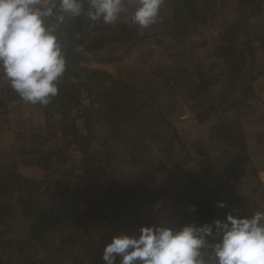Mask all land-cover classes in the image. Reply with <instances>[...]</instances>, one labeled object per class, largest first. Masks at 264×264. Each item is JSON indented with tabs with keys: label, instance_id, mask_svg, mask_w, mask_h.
<instances>
[{
	"label": "trees",
	"instance_id": "1",
	"mask_svg": "<svg viewBox=\"0 0 264 264\" xmlns=\"http://www.w3.org/2000/svg\"><path fill=\"white\" fill-rule=\"evenodd\" d=\"M130 1L124 0V3ZM227 3L228 0H164L160 12V16L164 15L161 21L164 31L160 34L170 38L169 43L174 51L166 56L169 59L167 63L142 69L143 73L145 71L153 78H156L154 76L159 70L168 73L169 79L175 78L172 82L167 79V84L171 83L172 88L180 76L184 81L190 80L186 83L192 86H188L184 96L192 101L194 122L204 123L210 117L220 118L213 126V132L220 136L218 142H227V147L223 145L213 149L209 138L202 137V141H195L194 144H200L202 149L196 158L192 156L191 149L185 147L179 130L166 111L162 109L155 122L144 120L146 113L139 112V104L148 103L146 92L142 93L141 89L109 71L85 65L91 61H118L120 55L123 58L127 51L136 50L148 39L143 29L131 21L112 26L102 20H90L89 0H83L81 15H68L64 23H59L60 15L57 12L45 18L46 26L53 27L66 59L67 68L58 84V95L46 106L26 103L0 74V131L11 124L14 113L22 112V108H34L43 116L40 128L35 126L30 129L28 136H24L23 145L11 152L9 160L0 155V238L4 247L7 245L5 243L16 245L19 251L15 257L16 264L25 262L21 250L26 245H29L25 254L29 258L25 262L27 264H46L47 261L48 264L99 263L102 260L99 249L91 241L87 242L86 238L100 225L104 227L118 219L116 215L120 214L115 212L113 195L110 194L117 186L126 192L127 208L124 213L130 214V224L121 227L119 232L129 234L142 226L145 217L157 220V224L175 228L189 223L203 226L219 219L222 208L211 201L213 191L219 193L218 197L229 209L228 213L249 217L255 213L247 195L234 190V186L242 178L256 173L257 168L248 148L244 147L242 151L234 148L240 145L239 141L244 137H229L228 130H234V123L239 118L227 115L224 108L228 109L226 106L230 105V108L243 109L247 107L246 94L256 95L253 74L261 73V67L264 69V29L256 33L253 20L263 16L264 0H238L237 7L246 9L244 17L235 24L226 22L221 14ZM211 29L217 33L214 44L218 43L219 57H222V64L227 69L221 70L212 80L208 70L214 69L220 61L207 66L209 55L201 56L198 53V49L208 40L204 35ZM241 35L245 38L240 42L237 36ZM238 52L243 59L251 58L248 62L249 74L245 68L241 69L238 65L236 68V64L232 66ZM220 76L226 77L228 82L239 79V83L233 84V91L228 94L218 92L221 104L215 108L216 101L212 98L216 89H212V86ZM202 96H210V100L204 101ZM138 100L139 103H135ZM242 115L244 113L240 112ZM156 124L161 131L154 128ZM101 126L104 129L99 133ZM118 136L122 140L116 144ZM101 138H104V147L100 151L95 150L93 142ZM51 140L54 141L48 144ZM168 141L172 148H178L176 153H180V159L190 157L201 165L197 176L189 177L187 181L185 179L179 186L157 181V178H145L141 169L135 176L136 180L126 182L114 179L113 174L118 169L109 165L119 146L124 145L126 155L129 154L127 161L132 159V168L138 171L135 161L142 159L148 147L158 144L164 150ZM129 147L134 149L135 155L130 156ZM74 152H78L82 159L78 168L80 171L73 167L62 169L61 165ZM16 157L20 158L22 164L39 166L44 171L43 175L40 178L25 177L19 171ZM218 158L228 160L217 165ZM168 159L173 165H178L179 159L175 155ZM158 162L163 167L167 165L165 161ZM181 168L178 165L173 172ZM194 171L193 168L192 173ZM124 185L125 188L122 187ZM175 194L181 209H174L169 218L167 214H158L160 209L156 212L146 210V202H162L163 198ZM193 205L194 211L191 210ZM112 214L115 215L108 217ZM10 227L15 230L13 234L9 231ZM70 234L78 236L70 239ZM90 239H93V235ZM216 239L218 237L215 235L208 237L210 243ZM76 245H79L77 250ZM74 252L77 258H72ZM202 252L206 253L205 259H209L211 249L205 248ZM15 259H7L3 264H12L11 261Z\"/></svg>",
	"mask_w": 264,
	"mask_h": 264
},
{
	"label": "rangeland",
	"instance_id": "2",
	"mask_svg": "<svg viewBox=\"0 0 264 264\" xmlns=\"http://www.w3.org/2000/svg\"><path fill=\"white\" fill-rule=\"evenodd\" d=\"M48 4H51L53 0H46ZM238 0H228V3L224 7V9L221 11L222 16L226 20V22L235 24L236 21L244 17L245 9L241 8L239 9ZM250 6V4H249ZM136 7V0H131L128 3H124V11L121 13V15L118 17L117 21L113 24H110L112 26H116L122 22H129L131 21V14L134 11ZM248 7V6H247ZM57 12V15L60 16L63 15V20L59 21V23H64L68 15L62 14L59 11L58 3L57 7L54 10V14ZM167 16V15H166ZM164 15L161 14L159 16L160 22L155 23L149 28L143 29L145 33L148 34L147 41L139 46L136 50H131L130 52L127 51L126 54H124V57L121 58V55L118 59V61L114 62H107V61H91L89 63H86L87 66H93L98 67L100 69L109 71L113 73V75L125 79L131 84H133L138 89L142 90V93L148 94V103L147 102H141L139 104V112L141 114L146 113L144 116V120L146 122L151 121L155 122L157 121V118L159 116L158 113L162 112V109L166 111L167 115L170 116L172 123L174 124L175 128L179 130L181 135V140L185 144V147H189L191 149L190 152H192V156L194 158L199 157L200 153L202 152L200 144H197L196 146L195 141L199 142L202 141V137L209 138L210 142L213 144V149H217L219 147H222L225 145L227 147L226 141H221L213 132V126L220 121V118L216 117H210L208 118L204 123H197L194 122V108L192 106V101L187 99L185 94H187L186 89L188 86H192V84H187L186 82L190 80L184 81L182 76L179 77L178 81L175 83V86L172 88L171 83L167 84V79H169V74L162 73L160 70L156 72L157 75H153L156 78L149 77L147 73L144 71L142 72V69L146 67H151V65H162L163 63H167L169 59L166 58L167 55L171 54L174 51V47L169 43L170 38L165 35H161L160 32L164 31V25L163 20ZM254 31L256 33H260L261 30L264 29V14L263 16H257L254 20ZM214 25V24H213ZM212 25V27H213ZM219 27V26H218ZM221 27V26H220ZM217 33L214 32V30L207 31V33L204 35L207 37V42L205 45L198 49V53L202 56L209 55L207 59V66H210L211 63L216 62L217 60L220 61L218 64L215 65V68H209L208 74L210 79L216 78L217 74L222 70H227L224 68V64H222V57H219V50L218 43L214 44V39H216ZM245 38L243 35L241 37L237 36L238 41H242V39ZM161 39L162 41H159ZM249 51V50H248ZM114 54V53H113ZM120 54V53H119ZM107 55V54H105ZM115 55V54H114ZM109 57V56H106ZM236 59L233 60L232 66L234 64L237 68V65L241 67V69L249 70L248 74L250 72V69L248 68V62L251 60L250 57H247L245 59L240 57L239 52L237 53ZM247 65V66H246ZM231 66V67H232ZM246 66V67H245ZM157 67V66H156ZM264 69L261 67L259 74H253L255 78L253 79V84L256 90V95L253 97L251 94H246L247 99V107L243 109L237 108H230V105H227L228 109L225 112L227 115L236 116L239 118V120H236L234 123V130L229 131V137L233 138L234 136L236 138L243 136L244 139L240 140L239 146H234L235 149L243 150L242 148H248L249 156L252 157V162L255 164L257 171L256 173H253L251 176H247L239 180V183L237 186H234V190L239 191L241 194L247 195L250 203L253 206V213L256 211H264V74H262V71ZM211 74H210V73ZM234 76L236 75V72L233 71ZM224 76V75H223ZM220 76L219 80H217V83L212 86V89H216L213 93V100H215L214 107L219 108L218 105L221 104L219 101V94L224 93L228 94L233 91V84L239 83V79H232V81L225 80L226 77ZM237 78V77H236ZM175 78L170 77L169 81L174 80ZM187 79H190L188 77ZM227 79V78H226ZM186 83V84H185ZM191 83V82H190ZM173 86V84H172ZM220 92V93H218ZM238 92V91H236ZM191 94V92H190ZM204 101L210 100V96H202ZM202 99V100H203ZM150 101V102H149ZM135 103H139V100ZM22 112L14 113V118H12L11 124L6 125L7 128L0 131V155L2 158L9 160L11 156V152L24 143V136H28L27 133L30 131L31 128L35 127L40 128L42 125L41 121L43 120V116L41 113L36 112L34 108L28 109V108H22ZM240 112H243L244 115L240 116ZM12 115V114H11ZM16 115V116H15ZM239 115V116H238ZM160 117V116H159ZM227 117V116H225ZM242 122V123H241ZM154 127L157 131H161L159 128V125H155ZM103 127H99V133L103 131ZM128 136L127 138L129 139ZM217 137V138H216ZM119 138V136H118ZM104 138L99 139L98 141L93 142L94 143V149L95 150H102L104 145L102 144ZM122 140L119 138L116 142V144H119V141ZM54 140H51L49 143H52ZM29 141L27 142V144ZM202 143V142H201ZM26 144V143H25ZM47 144V145H48ZM140 144V142H139ZM156 144V142H155ZM170 141L168 143H165L164 150H161L157 145L151 144L150 148L149 145L146 143L145 145H148L147 152H145L144 156L140 160H136V164H138L137 167H139L138 171L137 168L133 167V161L128 159L129 154L126 155V152L124 150V145L119 146L118 151L113 154L112 159L110 161L111 165L110 168H117L118 172L116 174H113L115 177L114 179H120L121 181L126 180V182H129V180H136L135 176L140 171V169L143 171L145 178L151 177V178H157V181H167L170 182L172 186H175L178 184L181 185L184 183L185 179L187 181V178L192 176H197V173L200 171V166L198 165L194 159L187 157L184 159H180L181 156L180 153H176L178 148H172L170 145ZM229 146V145H228ZM128 147V146H127ZM126 150H129L127 149ZM130 148V156L135 155L134 149L132 147ZM146 149V148H145ZM216 151V150H215ZM214 151V152H215ZM78 152H74V155L71 156V158L67 161H65L61 167H73L77 169V171H80L79 165L82 164V159L80 157V154H77ZM219 153V152H218ZM172 155H175L178 157L179 161L177 162L178 165L182 168L180 170H177L176 172H173L175 168L178 167V165H173V163L169 162L168 157H172ZM153 157V159H151ZM202 158V157H201ZM160 161H165L167 165L163 167L159 163ZM224 160H228L224 159ZM221 159H217V165L222 164L223 162H226ZM18 161L19 164V171L25 176V177H32V178H40L44 171L39 166H36L35 164L27 165L22 164L20 162V158L16 157V162ZM194 168V172L192 173V170ZM179 169V168H178ZM199 176V175H198ZM199 178V177H198ZM231 182V181H230ZM123 184V183H122ZM119 186L112 189L111 193L113 195L112 202L115 204L116 211L120 215L118 216V219L113 220L110 224L102 227L100 225L98 228L95 229V231L90 234L86 240L87 242L91 241V244L94 245V247H97L99 249L98 253L102 255L103 248L107 243L111 241V238L120 233V229L123 226H127L130 223L128 222V218L130 217L129 213H124L125 208H127V200L125 198L126 192L123 191V189H119ZM123 188L126 187V185L122 186ZM219 193L216 191H213L211 194V201L216 205L218 201H222L221 198L218 197ZM139 202V200H138ZM134 202H132L133 204ZM136 203V202H135ZM141 203V202H140ZM132 204H130L132 206ZM146 210L150 209L154 212L159 211L158 214L164 216L167 214L166 217H170L169 214H171L174 209H181L180 206H178V197L177 194L171 195L169 197L163 198L162 202H146ZM226 206V205H225ZM161 208L163 210H161ZM145 210V209H144ZM156 210V211H155ZM229 209L226 207H223L220 209L218 218L220 220H224L226 215L228 213ZM88 214H90L88 212ZM115 214L109 215L108 217L114 216ZM153 221V222H152ZM153 223L157 224V220H152L151 217H145L143 220L144 225H152ZM135 224V222L133 223ZM7 227L6 225H3ZM2 227V230H4V227ZM9 229L10 233H14V229L10 227ZM137 229V228H135ZM19 231H23L22 229H19ZM139 231V228L137 231L135 230L132 234H137ZM93 235V239H90ZM71 237L78 236L77 234H70ZM68 237V236H67ZM0 238V264H3L4 261H7V259H15L16 255L18 254V250L16 248V245H11L9 243L6 247L2 244L3 240ZM70 241V240H69ZM24 246V245H22ZM79 245H76L75 250H77V247ZM29 248V245L25 246V249L21 250V256H23V260L25 262L28 261V257H25L26 250ZM12 251V252H11ZM43 253H46L45 250H43ZM76 252L72 254V258H77ZM27 258V260H26ZM3 259V260H2ZM19 262V264H27V263ZM12 264H16L15 261H11ZM49 263H52L50 261ZM7 264V263H4ZM48 264V261L46 262ZM94 264H96L94 262ZM97 264H104L103 260H100Z\"/></svg>",
	"mask_w": 264,
	"mask_h": 264
},
{
	"label": "clouds",
	"instance_id": "3",
	"mask_svg": "<svg viewBox=\"0 0 264 264\" xmlns=\"http://www.w3.org/2000/svg\"><path fill=\"white\" fill-rule=\"evenodd\" d=\"M82 14L83 0H0V74L26 103L48 105L58 95L66 72L62 46L45 18ZM88 17L113 24L124 0H89ZM164 0H136L131 23L146 29L157 23ZM63 15L59 20H63ZM218 207H225L223 201ZM191 210H195V205ZM218 239L210 243L208 237ZM210 248L209 259L202 249ZM104 264H264V211L249 216L227 214L224 220L179 228L144 225L137 234L120 232L102 252Z\"/></svg>",
	"mask_w": 264,
	"mask_h": 264
}]
</instances>
